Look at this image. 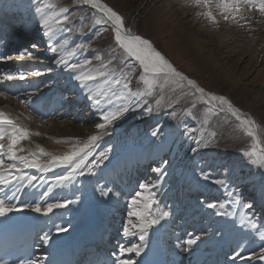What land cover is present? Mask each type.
<instances>
[{"label":"rangeland","instance_id":"1","mask_svg":"<svg viewBox=\"0 0 264 264\" xmlns=\"http://www.w3.org/2000/svg\"><path fill=\"white\" fill-rule=\"evenodd\" d=\"M101 1L123 17L132 34L150 39L179 71L181 70L187 77L196 80L206 90L226 97L243 115L252 117L257 122V132L260 141L264 144V87H261L262 89L258 87L260 81L264 79V74H260L264 73V15H261L255 8L249 9L242 5L241 12L236 15L235 20L231 16L225 20L218 6V0H210L207 7L203 3L197 5L192 0ZM64 2L70 12L71 21L68 23L69 30L73 31V40L78 39L80 45H90L87 48H80L82 49L81 53L74 58L66 57V59H69V62L73 64L91 59L92 68L111 70L113 79H120L122 66L117 61L109 63L112 59L111 49L113 47L117 56L122 53V50L115 46L111 24L105 22L96 25L93 23L94 19L101 18L102 14L87 5H74L72 0H64ZM20 6L21 2L19 3L18 0H0V8L4 9L0 10L3 11L0 15V22H3L2 26L6 28L4 35L8 38L13 35L16 38L21 32L23 33L20 23L24 20V15L22 10H17ZM169 8L174 12L172 11L164 17L165 11ZM206 12H211L214 20L209 19L204 14ZM26 13H29V9ZM13 24L21 25V30ZM77 29H81V31H77ZM43 30L42 26L34 28V32L38 34ZM43 41L44 37L37 35L29 43L23 44L24 46L16 54L19 56L17 59L20 58L19 62L10 67L12 69L8 75H12L13 79H6L7 70L10 68L2 74V78L0 74V83L3 81L7 82V85H12L11 89L0 87V91L6 94V98H0L12 99L19 107L29 109L30 114L36 116L41 122L51 120L55 114L62 115L73 103L78 105V108H83L84 105L81 99H76L79 94L77 91L75 92L73 81L66 80V75L79 73L77 69L76 72L75 69H66L61 64L56 63V65L52 59L53 56L45 57L44 64L40 66L33 67L25 64L24 61L27 63L35 61V54L39 51L48 50L49 47L43 45ZM38 47L43 50L36 51ZM23 51L24 54H21ZM28 53L32 54L31 58ZM42 53L45 54V51ZM44 54L43 56H45ZM96 55L101 56L103 63L108 66L107 68L101 69L100 62L95 60ZM91 66L87 67L92 69ZM129 70L131 91L147 93L142 81L138 82L137 79L142 71L138 62L129 59L127 66H123V72H129ZM56 74H60V76L55 77ZM105 79L107 78L97 77L96 81L98 82L95 81L94 86L105 83ZM14 83L18 86L17 94H21L19 97L13 93L17 91ZM109 84L115 83L109 81ZM121 84L123 87V81ZM186 87L185 85L183 91ZM173 88L175 91L172 90ZM123 92L124 95L120 100L113 99L114 96L111 95L104 103L108 112L115 111L121 106L130 107V111L107 125V128L112 127L117 132L128 124L152 117L173 96L179 94L181 89L176 88L175 85L165 84L163 89L157 86L151 90V94L137 97L130 96L127 90ZM158 100L161 101L159 105L157 104ZM33 101H36L37 104L35 105ZM207 107L208 105L199 101L174 106L156 119L151 118L150 125L143 123L135 126L131 131L126 132V135L121 136L116 143L108 141L111 139L108 136L107 141L103 137L102 141H96L93 146L98 147L101 144L102 146L104 144L111 146L113 144L112 147L119 150L118 152L112 150L111 153L108 151L104 157L106 163L111 161L115 155L122 158L128 157L135 148H139L144 155L145 153L153 155L154 152H159L157 159H149L148 156L145 175L146 173L151 174L154 172L153 169L165 165L164 161H167L166 165L168 166L174 152L180 146L192 145L191 150L194 152L190 154L186 174L192 178L191 182L196 181L201 192L214 190L215 187L218 189V194L220 193L222 196L219 197L213 193L214 195L205 197L201 192L191 195L189 192L187 194L185 192L179 208L176 211L172 210L167 216V223H169L168 217H170L173 227L195 230L206 237L215 232H222L224 228L239 222L241 228L248 227L247 229L254 233V237L257 235L256 239L252 236L253 242L249 241L250 245H253L250 256L262 262L264 261V168H258L257 165L250 163L249 157L243 155L251 148L252 142L243 134L242 130L234 131L238 122L232 117L229 116L225 121L222 118L224 114L209 115L207 123L202 124ZM188 109H191L195 115H187L186 110ZM173 113L176 115L173 116ZM102 115L100 116L102 117ZM213 131L216 132L215 137L209 135ZM154 132L156 135H153ZM109 133L114 134V131ZM157 149L160 151H156ZM106 163H103V168L107 167ZM103 168L100 167V171L109 169ZM134 169L135 166L131 170ZM115 171L119 178L125 177L129 170L126 166L117 164ZM139 171L143 172L141 169ZM205 175L211 177L212 187L208 186L206 180L203 179ZM201 180H204V184H201ZM82 187L84 188L85 185ZM107 189L109 190V187ZM132 199L133 197L122 199L114 206L119 212H122V220L128 218L133 224H136L139 223L138 218L128 215L129 202ZM210 203L215 207H207ZM244 204H251L252 207L245 208ZM106 205L113 206L110 200ZM223 206L232 208L226 220H223L222 217L221 208ZM182 207L184 209H181ZM181 212H185L184 216L180 214ZM217 213L221 214L217 215ZM224 213L227 214L225 210ZM239 213L243 216H240ZM193 214L196 215L197 222L191 220ZM182 219L185 222L181 225ZM174 221L175 224H173ZM221 221L226 223L213 226ZM117 225V222L113 224L114 227ZM121 227H124V224ZM223 235L225 236L224 233ZM114 238L113 241L116 244L119 243V240ZM110 240H112L111 237L108 238V245ZM254 241L259 244H253ZM38 257L41 256L38 255Z\"/></svg>","mask_w":264,"mask_h":264},{"label":"bare ground","instance_id":"2","mask_svg":"<svg viewBox=\"0 0 264 264\" xmlns=\"http://www.w3.org/2000/svg\"><path fill=\"white\" fill-rule=\"evenodd\" d=\"M18 2H21V6L17 8V10H22L24 15V20L21 22L23 34H21L17 46L8 45L6 42H3L0 45L1 73H4L13 64L19 62L20 58L17 59V56L14 54L18 49L17 47L23 46V44L28 43L37 37V35L44 37L43 45L45 46L49 47V43H52L53 46L57 47H59L60 44H64L65 52L59 54L64 58L67 57L66 52L68 51L75 50L76 52V54L70 58H74L77 54L81 53L80 51L82 49L77 48V46L80 45V41L78 42V39L76 40L75 38V40H73V31L69 30L70 25L68 22H66L63 27L52 23V27L56 31V36L53 37L51 41L49 40V35H51V33L45 35L48 31L47 28L43 27V32H39V34L34 32L35 26L41 27L42 15H54L59 11V6H66L64 0H52V3L58 5V7L54 9H48L45 7L48 0H34L33 2H29V0H18ZM88 7L91 8L90 6ZM1 8L3 9V7ZM37 8L41 9L39 13L36 11ZM28 9L29 13L27 14L26 12H28ZM172 11L171 8L167 9L164 13V17L168 16ZM2 12L3 11H0V14H2ZM67 15L70 16V12H68ZM0 28H2V25H0ZM143 38L148 39L146 37ZM148 40L157 51L161 52V50H159L150 39ZM40 49L42 48L38 47L36 48V51H39ZM49 49L50 48H48V50L42 49L45 51V56L42 54L43 51H39L38 53L35 52V61H32L31 63H27V61L24 60L22 61H24L25 64H28V66L34 67L38 64H44V61L46 60L45 57L51 55L56 64L57 55ZM49 51L52 53L50 54ZM6 54L8 55L5 56ZM14 56L16 58H14ZM79 63L83 64V62ZM92 67L93 66H91V68ZM85 68L89 69L90 67L88 68L85 66ZM175 68L179 71L176 66ZM77 70V73H74L79 75L80 70ZM181 73L183 74L182 71ZM76 74L66 75V80L73 81L75 92L77 91L79 94L76 99H81L83 101V108H78V105H74L73 103V105L67 108L62 115L55 114V116L48 121L41 122L36 116L30 114L29 109L19 107L12 99L6 100L0 98V110L10 114L12 118L27 127L31 132L39 133V135H32L29 139L21 141V145L25 149L38 151L36 148V145L38 144L45 149V151L50 152L53 155H63L65 152L72 150L74 146L82 145L90 135L100 133L101 137L98 141L103 137L106 139L109 136L111 139H108V141L110 140L113 143H116L121 136L126 135V132L131 131L135 126L142 125L143 123L145 125L149 124V120L152 117L128 124L118 132L117 130H113L112 127L106 128L107 130L96 129L95 125L97 123H104L102 119H100V115L108 112L104 106L105 101L113 92L120 95V93L124 91L122 84L118 85L115 83L110 85L108 82L102 83L101 85L99 84V86L95 84L96 86H94V83L98 82L96 81L84 82L88 84V87H84L80 81L74 79ZM24 76L26 75L24 74ZM54 76L58 77L60 74ZM191 79L194 80L193 78ZM194 81L196 82V80ZM0 87L7 89L12 88L11 85H7V82L3 81L0 83ZM258 87L259 89L264 87V79L263 81H260ZM98 88L106 91L108 95L101 98L99 105H95L92 101L87 99V95L89 94V89L96 90ZM188 91H190V89L187 86L183 93H187ZM177 95L178 96L170 99L163 108H168L171 105H181L197 101L195 97L199 94L193 93V95H184L180 92ZM114 98L115 97H113V99ZM100 110H102V113H100ZM111 131H114V134L109 133ZM121 133L123 134L121 135ZM112 145L108 146L104 144L102 146L101 144L98 147H94L92 144L88 150L90 154L87 155L84 164L75 173L72 172V169L75 167L76 161L71 164L47 165L50 157L41 156L39 160L41 164L40 168L25 167L18 163V171L13 172V176L16 178L13 179L12 183L7 186L0 184V199H4L7 204L16 208V211L9 212L6 216L27 211L37 213L33 211L31 207L36 204L44 207L47 204L68 202L65 207L54 208L47 215L37 213L39 217L35 222V232L37 233V240L41 242V245L36 247V258H33L32 260L34 264H47L52 258H62L65 254L77 257L79 250L87 249L89 244L100 248L108 247L107 250L110 256L108 264H117V261L125 262V264H142L144 259H146L145 249L147 243L152 239L160 242V250L162 257L164 258V264H264V261L259 262L250 256L253 245H250L251 242L249 241L253 238L256 239L255 237L257 235L254 237V233L248 230V227L241 228L239 222L235 225H230L229 227L224 228L222 232H215L213 235L209 234L210 236L204 237L195 230H189L185 227H173L171 225L172 222L170 223V217H168L169 223H167V217L160 219L159 212L161 210L170 213L172 210L176 211L179 208L185 192L186 194L189 192L191 195L202 191L200 186L195 183L196 181L191 182L192 178H189L186 174V167L188 165L190 154L194 152L191 150L192 145L180 146L174 152L169 165L160 166L161 172H151V174L146 173L145 175V166L148 162V156L149 159H157L159 157L158 154H160L159 152H154L153 155H147L146 153L144 155L140 152L139 148H135L131 151L128 157L122 158L115 155L111 161L106 163L104 157L107 155L108 151L110 153L112 150H115L116 152L119 151L117 148L112 147ZM156 151H160V149H157ZM101 153H104L103 157L101 156ZM5 160L6 163L10 162L6 157ZM103 163H106L107 167L103 168ZM117 164L124 165L128 168L129 171L128 174L126 173L125 177L118 178L116 175L115 165ZM134 166L135 169L132 171L131 169ZM100 167L103 169H109L102 172L99 169ZM89 169H91V171H89ZM140 169L143 171L142 173L139 171ZM60 176H71V179L60 181L58 180V177ZM144 176L146 177L144 178ZM31 177H35V179L30 180L29 178ZM203 179L206 180L208 186L212 187L211 184L213 181L211 177H206L205 175L203 176ZM204 180H201V184H204ZM81 182L84 183V188L82 187L83 185L80 184ZM141 183L157 185L152 189L156 194V203L152 205L150 214L151 217L159 219V223L147 228L143 240L140 238V231L137 228L132 227V221L128 218L122 220V212H119L114 206L122 199L134 197L135 193L140 190L139 185ZM107 187H109V190ZM210 187L208 188L210 189ZM102 192L107 194H102ZM201 193H203V196L205 197H210L213 193L219 197L222 196L220 193L218 194V189L215 187L214 190H204ZM108 200H110V203L113 206L110 207L106 205ZM26 205H29V207H25ZM181 209H184V207ZM221 210L223 212V220H226V217L230 214L232 208L223 206ZM224 210L227 214L224 213ZM184 213L185 212H181L180 214L184 216ZM240 213L239 215L243 216ZM182 218L186 219L185 217ZM191 220L197 222L198 219L195 214L192 215ZM115 222L118 223L117 227L113 226ZM184 222L185 220H183L181 225L184 224ZM224 223L226 222L221 221L213 226L216 227ZM122 224H124V227H121ZM173 224H175V221ZM57 227H62L67 231L57 232ZM45 234L50 237L48 243H45L41 239ZM109 237L112 238V241L115 240L114 237H116V239L119 240V243L116 244V242L111 241L108 245ZM197 237H199V239L196 240L195 244L188 245L186 243L188 240L196 239ZM255 241L253 244H259L255 243ZM133 246H138L140 248L139 254L135 251H125L121 253L122 248L131 249ZM186 248L189 249V251H185ZM38 255L41 257H38ZM88 257L89 256L85 259H88Z\"/></svg>","mask_w":264,"mask_h":264},{"label":"snow or ice","instance_id":"3","mask_svg":"<svg viewBox=\"0 0 264 264\" xmlns=\"http://www.w3.org/2000/svg\"><path fill=\"white\" fill-rule=\"evenodd\" d=\"M74 5H87L91 9H94L96 12L102 14L101 18L94 19L93 23L96 25H101L102 23L108 22L111 24V31L114 34L115 46L122 50V53L117 56L115 48L111 49L112 59L109 63L117 61L121 68V79H113L111 75V70L104 71L100 69H86L85 66L91 65L90 60H84L83 64H73L69 62V59L60 56L59 53L65 52L64 44H60L59 47L53 46L52 43H49V48L51 51L57 55L56 63L63 65L66 69H79L80 74L74 76V79L80 81L84 87H88L87 83L84 82H95L97 77H106L105 83L112 81L116 84H121L123 81V89L127 90L128 94L132 97L141 96L144 94H151V90L155 87L164 88L165 84L175 85L176 88L181 89V94L184 95H193V93L199 94L195 99L199 102H202L204 105H208L206 109V115L202 120V124L207 123L208 116H217L218 114H224L223 119L228 120L229 116L234 118L236 122L235 130H242L243 134L250 138L251 148L244 152L243 155L249 157V161L252 164L257 165L258 168H264V144L261 143L258 134H257V122L250 116L242 115L240 110L233 106V104L224 96H217L211 93H206L204 88L199 87L196 82L188 77L184 76L179 72L165 57L157 51L152 43L143 38L140 35H134L131 32V29L126 26V22L121 15L114 11L111 7L101 2V0H72ZM193 3L199 5L203 3L205 7L208 6L210 0H192ZM244 5L249 9L255 8L261 15H264V0H218V6L221 9L224 19L227 20L231 16L235 20L236 15L241 12V6ZM45 7L48 9H54L58 5L52 3V0H48V3L45 4ZM36 11L39 13L40 8H37ZM69 8L67 6H59V11L54 15H42L41 26L48 29L45 35H49V40L51 41L53 37L56 36V31L52 27V23L57 26H65L66 22H70L71 18L67 13ZM208 16L209 19L214 20L211 12L204 13ZM81 31V29H77ZM90 45H78L77 48H87ZM76 54L75 50L66 52L67 57H72ZM31 58L32 54L28 53ZM96 61H99L101 64V69H105L108 66L105 65L101 59V56H95ZM131 59L138 62L139 68L142 70L141 75L137 78L138 82L142 81L143 85L147 89V93L141 92H132L130 89L131 76L129 72H123V66H127V61ZM23 78V77H21ZM6 79H13L12 75H7ZM163 81V83H160ZM186 81V84L190 91L183 93L185 85L181 83ZM175 91V88L172 89ZM108 93L101 89L92 90L89 89V94L87 99L92 101L95 105H99L101 98L107 96ZM112 95L120 100L124 92L122 91L120 95H117L115 92ZM0 97H5L6 94L3 91H0ZM161 101H157L159 105ZM195 107V104H193ZM130 111L129 106H121L115 111L105 112L101 119L104 123H97L95 125L98 130H106L107 125L124 113ZM187 115H195L191 109L186 110ZM173 116L176 113L172 114ZM199 119V117H196ZM106 134V133H105ZM32 135H39V133L31 132L27 127L18 123L16 119L12 118L10 114L0 110V184L9 185L12 183L13 179L16 177L13 176L14 171H18L17 164H22L25 167L40 168L41 164L39 162L41 156L50 157L47 165H56V164H71L74 161L75 167L72 169V172L75 173L81 166L84 164V160L87 158L89 153L90 146L98 141L101 137V134H94L88 136L87 140L82 143L80 146H74L72 150L65 152L63 155H53L50 152L45 151L40 145H36L38 151H31L25 149L21 145V141L29 139ZM153 135H156L154 132ZM211 137L216 136V132L213 131L209 134ZM60 142V141H57ZM210 142V141H209ZM101 156H104V153H101ZM5 157L7 158L8 163H6ZM164 164H167V161H164ZM46 165V166H47ZM91 171V169H89ZM154 172H161L160 168L153 169ZM30 180L35 179V177L29 178ZM71 179V176H60L58 180L67 181ZM157 185L149 183H141L139 185V191L135 193L133 199L129 202V217L135 216L138 218L139 223L133 224L132 227L137 228L141 233V240L144 239V233L147 228L151 227L154 224L159 223V219L151 217L150 209L153 204L156 203L155 193L152 191ZM19 190V189H17ZM102 194H107L103 193ZM68 202L63 203H52L47 204L44 207L40 205H32V210L37 213H42L47 215L54 208L65 207ZM25 207H29L26 205ZM207 207L213 208L214 204H208ZM243 207L251 208V204H244ZM16 211L14 206H11L6 203L4 199H0V217H5L7 213ZM221 213H217L220 215ZM169 212L161 210L159 212L160 219L167 217ZM67 231L62 227H57V232ZM41 239L48 243L50 237L45 234ZM199 239H190L186 243L188 245H193L196 243V240ZM125 251H135L137 254L140 252L138 246H133V248H122L121 253ZM189 251V249H185ZM20 264H34L33 261H21ZM117 264H125V262L117 261Z\"/></svg>","mask_w":264,"mask_h":264},{"label":"water","instance_id":"4","mask_svg":"<svg viewBox=\"0 0 264 264\" xmlns=\"http://www.w3.org/2000/svg\"><path fill=\"white\" fill-rule=\"evenodd\" d=\"M160 52V51H159ZM161 53V52H160ZM162 54V53H161ZM163 55V54H162ZM164 56V55H163ZM165 57V56H164ZM165 59L166 60H168L171 64H172V62L168 59V58H166L165 57ZM173 65V64H172ZM174 66V65H173ZM175 67V66H174ZM184 75V74H183ZM185 76V75H184ZM187 77V76H186ZM190 79V78H189ZM185 83H186V81H184ZM197 84V83H196ZM187 85V84H186ZM199 87H202V86H200L199 84H197ZM203 88V87H202ZM204 90H205V92L206 93H212L213 94V92H210V91H208V90H206L205 88H204ZM215 94V93H214ZM217 95V94H216ZM171 107V106H170ZM166 111V109H164V110H161L156 116H158V115H160V114H162L163 112H165ZM155 116V117H156ZM152 118H154V116L152 117ZM257 134H258V132H257ZM258 137H259V135H258ZM259 139H260V137H259ZM262 143V142H261Z\"/></svg>","mask_w":264,"mask_h":264}]
</instances>
